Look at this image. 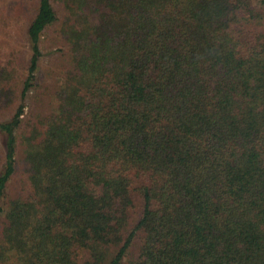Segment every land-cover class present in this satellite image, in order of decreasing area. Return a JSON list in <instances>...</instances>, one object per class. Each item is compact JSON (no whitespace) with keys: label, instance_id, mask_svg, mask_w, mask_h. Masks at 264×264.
<instances>
[{"label":"trees","instance_id":"16d2710c","mask_svg":"<svg viewBox=\"0 0 264 264\" xmlns=\"http://www.w3.org/2000/svg\"><path fill=\"white\" fill-rule=\"evenodd\" d=\"M58 1L57 107L25 119L60 19L40 0L21 102L0 121V264H264L254 0Z\"/></svg>","mask_w":264,"mask_h":264},{"label":"rangeland","instance_id":"374dc122","mask_svg":"<svg viewBox=\"0 0 264 264\" xmlns=\"http://www.w3.org/2000/svg\"><path fill=\"white\" fill-rule=\"evenodd\" d=\"M39 2L40 0H0V6L7 9V15L4 16L11 18L8 27L6 24L4 28L0 27V121L10 119L15 107L21 102L20 95L32 54L28 26L37 13ZM254 2L262 12L263 18L258 23L264 30V4L261 0ZM52 3L58 10L60 19L44 32L41 42L43 55L36 79L27 95L25 119L30 118L31 109L33 112L48 113L57 107L54 91L63 84L65 67L70 59L64 53L70 46L63 35L61 3L58 0H52ZM4 158V139L0 132V173L4 167ZM20 163L12 191L19 184L17 180L20 181L23 176V162Z\"/></svg>","mask_w":264,"mask_h":264},{"label":"crops","instance_id":"0c3cea01","mask_svg":"<svg viewBox=\"0 0 264 264\" xmlns=\"http://www.w3.org/2000/svg\"><path fill=\"white\" fill-rule=\"evenodd\" d=\"M6 11H7V9L6 8H2V5L0 6V27L1 28H4V24H6V27H8V22L11 20V18H9V16H4L5 14H6ZM37 12H38V10H37ZM7 15V14H6ZM36 15H37V13H36ZM35 15V16H36ZM35 18V17H34ZM33 18V19H34ZM32 19V20H33ZM30 24H31V22H30ZM30 24H29V26H28V30H29V27H30Z\"/></svg>","mask_w":264,"mask_h":264}]
</instances>
